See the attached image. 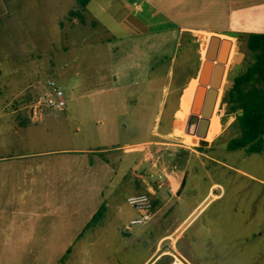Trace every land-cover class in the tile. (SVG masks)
I'll return each mask as SVG.
<instances>
[{
  "label": "rangeland",
  "instance_id": "1",
  "mask_svg": "<svg viewBox=\"0 0 264 264\" xmlns=\"http://www.w3.org/2000/svg\"><path fill=\"white\" fill-rule=\"evenodd\" d=\"M76 8L75 0H0V157L111 149L127 135L120 132V137H114L113 128L121 130L122 124L131 126L135 121L132 115L123 114L126 112L120 97L123 92L111 93L110 82L102 78V72L107 71L108 56L106 48L97 43L105 38L104 32L87 12L82 13L83 20L76 17L70 21L69 12ZM219 38L233 42L223 80L226 86L246 71L253 58L246 48L245 36L238 40ZM208 39L207 35L198 33L182 36L173 62L168 63L171 74L165 83L169 94L164 100L166 110L162 122L170 136L161 139L168 145L151 149L148 156L154 158L148 161L145 171L140 173L138 168L129 173L130 182L114 184L109 183L111 175L98 176L89 182L92 188L79 195V187L74 183L70 190L64 191L65 164L59 162L64 157L52 155L49 158L57 161L48 167L58 173L55 184L58 182L60 186L50 198L55 204L52 208L60 211L33 210L22 216L8 213V219L0 227V264H88L92 261L137 264L150 253L149 249L160 236L176 229L213 184L218 185L214 193L223 191L222 196L210 201L181 233L176 244L178 251L193 264H264V227L261 237L252 231L261 224L264 226V186L258 181L264 180V150L251 155L242 150L227 151L236 127H228L234 117L226 115L227 108L222 105L223 88L213 114L207 119L204 136L186 132L192 118L201 119L193 113L199 90L195 78L204 60ZM239 55L242 58L237 61ZM49 81L61 88L66 109L45 108L40 114L32 115L31 106L50 91ZM152 115L137 117L135 130L152 125ZM129 137L130 140L123 141H134L137 136ZM204 137L211 141H205ZM166 149L174 155L170 157ZM179 159L188 174L179 206L172 200L170 206L175 209L167 213V207L157 204L150 221L133 227L128 234L125 226L139 214L127 204V198L138 195L144 188L138 176L156 187L155 178ZM96 184L111 187V196L106 198V191L100 197L99 192L92 190ZM103 201L109 206L104 207L105 203L102 215L91 221ZM81 231L85 238L97 244L85 246L77 241L69 245ZM4 232L6 237L13 238L12 242H6ZM27 235L31 237L29 241L25 239ZM122 238H128L126 245L134 243L135 249L120 252L121 246L113 243ZM101 239L112 244L102 245L98 241ZM86 249H89L87 254Z\"/></svg>",
  "mask_w": 264,
  "mask_h": 264
},
{
  "label": "crops",
  "instance_id": "2",
  "mask_svg": "<svg viewBox=\"0 0 264 264\" xmlns=\"http://www.w3.org/2000/svg\"><path fill=\"white\" fill-rule=\"evenodd\" d=\"M86 12L95 21L93 23H97L99 29L104 32L105 38L97 43V46L106 48L108 56L107 71L102 72L104 73L102 78L110 82L108 90L111 93L123 92L120 96L126 110L123 114L135 118L131 126L128 123L126 126L122 124L121 130L113 128V135L120 137V132H123V135L126 132L127 135H124L123 140L125 138L130 140L129 135L137 137L134 141L120 140L121 142L114 144L111 149L108 147L97 148V151L75 149L52 154L31 153L0 157V227L5 218L8 219V213L22 216L33 210L47 209L53 213L60 211L52 208L55 204L50 198L56 195L60 186L58 182L55 184L58 173L48 167L53 161L54 164L57 161L49 158L52 155L64 157L59 160L65 164L64 191L70 190L74 183L79 187V195L82 192L87 193L89 182L98 176L111 175L109 183L114 184L130 182L129 173L137 171L138 168L140 173L145 171V167L149 165L148 161L154 158L148 156L151 149L155 146L168 145L161 141L170 136V132L164 128L162 122L166 110L164 100L169 94V87L165 81L171 74L168 63L173 62L174 52L179 48L182 36L197 33L208 37L223 36L224 32H236L239 38L253 34L264 35V0H90ZM148 114L152 115L153 124L146 129L141 126L137 132L136 118ZM204 138L205 141H211L209 137ZM166 151L170 157L174 155V152L167 149ZM95 154L96 156H93ZM104 154H112V156L103 157ZM182 166L184 164L179 159V162L173 166L164 168L162 176L155 178L156 187L150 184L149 180L138 176L144 185L138 195L150 196L153 206L152 216L159 203L168 208L167 213L175 209L170 206L172 200H175V205L179 206L188 176ZM258 181L264 186V180ZM217 186L213 184L176 229L160 236L154 247L149 249L150 253H147L137 264H173L174 259L183 264H193L178 251L176 244L181 233L208 203L222 196L223 191L219 194L214 193ZM110 189L112 188L96 184L92 190L99 192L100 197H103L104 192L107 191L105 197L109 198L112 193ZM39 197L45 199L41 201ZM105 203L103 201L100 205L104 206ZM105 205L104 207L109 206L107 203ZM162 209L164 208H160ZM207 225L209 223L205 226ZM262 227L263 224L256 229L252 228V231L257 232L261 237ZM87 228L88 226L85 225V230ZM125 228L130 234L133 227L126 225ZM13 230L16 231V228ZM4 236L6 242L13 241L11 236L6 237L5 232ZM252 236H255V233H252ZM25 239L29 241L31 237L27 235ZM77 241L78 244L85 246L97 244L95 240L85 238L83 231L77 234L74 242L70 241L69 245H75ZM98 241H101L102 245L112 244V241L109 243L104 239ZM126 241L128 238H122L113 244L121 246L120 252L134 250V243L126 245ZM68 251L70 252L69 249ZM88 251L89 249H86L85 253L87 254ZM88 264H96V262L92 261Z\"/></svg>",
  "mask_w": 264,
  "mask_h": 264
},
{
  "label": "trees",
  "instance_id": "3",
  "mask_svg": "<svg viewBox=\"0 0 264 264\" xmlns=\"http://www.w3.org/2000/svg\"><path fill=\"white\" fill-rule=\"evenodd\" d=\"M77 8L69 12L68 19H84L82 13L90 0H75ZM246 48L250 52L253 62L243 74L233 78V87L225 93L222 105L226 115L233 116L234 122L230 127H236L234 136L227 144V151H245L246 154H260L264 149V35H248ZM207 145L206 142H202ZM154 205V202H153ZM104 207L92 217L95 221ZM69 252V251H68Z\"/></svg>",
  "mask_w": 264,
  "mask_h": 264
},
{
  "label": "water",
  "instance_id": "4",
  "mask_svg": "<svg viewBox=\"0 0 264 264\" xmlns=\"http://www.w3.org/2000/svg\"><path fill=\"white\" fill-rule=\"evenodd\" d=\"M222 35L234 40L239 39V34L236 32H224ZM232 48L233 42L230 40L221 39L219 36L209 37L205 45L204 60L196 79L199 90L193 107V113L200 115L201 119L192 118L187 133L204 136L207 119L213 114L221 89L223 88L226 93L233 87L234 83L223 86ZM241 58L242 56L239 55L237 61Z\"/></svg>",
  "mask_w": 264,
  "mask_h": 264
},
{
  "label": "built area",
  "instance_id": "5",
  "mask_svg": "<svg viewBox=\"0 0 264 264\" xmlns=\"http://www.w3.org/2000/svg\"><path fill=\"white\" fill-rule=\"evenodd\" d=\"M50 91L39 98L34 105L31 106V114L38 115L43 109L54 111H63L66 109V101L60 87L54 82H47ZM127 204L136 211L139 216L130 220V227H141L147 224L152 217V200L149 195H134L127 198ZM173 264H183L181 261L174 259Z\"/></svg>",
  "mask_w": 264,
  "mask_h": 264
},
{
  "label": "flooded vegetation",
  "instance_id": "6",
  "mask_svg": "<svg viewBox=\"0 0 264 264\" xmlns=\"http://www.w3.org/2000/svg\"><path fill=\"white\" fill-rule=\"evenodd\" d=\"M204 149H208V148L204 147Z\"/></svg>",
  "mask_w": 264,
  "mask_h": 264
}]
</instances>
